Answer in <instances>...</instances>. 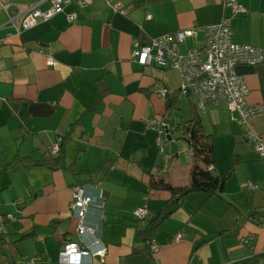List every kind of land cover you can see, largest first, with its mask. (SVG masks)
Segmentation results:
<instances>
[{
    "label": "crops",
    "instance_id": "crops-1",
    "mask_svg": "<svg viewBox=\"0 0 264 264\" xmlns=\"http://www.w3.org/2000/svg\"><path fill=\"white\" fill-rule=\"evenodd\" d=\"M121 1L126 15L97 0L78 10L72 23L60 14L17 34L8 25L4 3L13 16L37 4L42 10L49 5L45 0H0V238L17 242L16 263L38 257L37 264H59L69 238L79 243L72 189L86 185L94 198L99 191L105 198L102 208L94 205L88 214L107 245L106 257L93 264H264V156L247 143L240 115L232 114L226 102L200 110L195 96L179 97L169 111L156 88L177 91L180 74L141 66L131 55L135 43L190 28L198 37L180 50L201 48L206 28L220 24L229 9L222 0ZM235 1L247 12L231 18L233 41L264 49V0ZM235 70L250 90L247 105H264V67ZM99 94L101 101L90 111ZM194 108L205 134L213 138L215 172L232 170L233 175L222 197L191 193L153 232L159 250L152 255L139 234L171 195L152 190L151 179L190 186L196 159L175 129L191 120ZM155 117L170 127L162 151V136L149 126ZM249 124L264 139V114ZM59 138L63 166L40 165L54 160L49 148ZM18 158L39 165L7 167ZM249 182L257 189L247 188ZM144 207L152 219L134 215ZM9 215L14 220L4 224ZM178 235L181 239L175 241ZM249 235L256 237L254 249L242 244ZM8 253V247L0 251V264H9Z\"/></svg>",
    "mask_w": 264,
    "mask_h": 264
},
{
    "label": "built area",
    "instance_id": "built-area-1",
    "mask_svg": "<svg viewBox=\"0 0 264 264\" xmlns=\"http://www.w3.org/2000/svg\"><path fill=\"white\" fill-rule=\"evenodd\" d=\"M97 0H45L49 5L47 10H42L40 4L31 6L26 12L10 15L11 6L3 4V10L9 15L8 25L17 34L35 28L39 23L50 21L53 17L65 14L69 22H74L78 17V10H83ZM107 7L115 14L126 15L127 9L121 0H104ZM224 8L229 9V16L225 17L218 25L206 28L204 44L201 48H190L185 53L180 47L189 39L198 37L194 28L168 33L158 38H152L147 44L135 43L132 50V58L141 66H154L161 70H175L180 74L181 85L177 91L165 86L157 85L156 93L163 99L173 96H195L198 100V109L205 110L207 105L218 106L226 102L232 114H239V124L245 129L244 135L249 145L264 156V139L249 127V120L259 114H264V105L248 106L246 99L249 96V88L245 78L237 74L238 66H263L264 49L250 45L238 44L233 41L230 26L231 18L247 10L235 0H222ZM74 6L75 10L67 12V8ZM48 64L53 63L48 58ZM149 126L158 132L160 136L158 145L163 150L164 142L170 135L169 125L162 118H153ZM62 139L50 146L49 152L57 157L60 154ZM249 189H257V186L249 182ZM90 187L77 186L72 189L73 204L72 213L79 221L77 234L79 243L69 238L59 254V264H93L95 258H105L107 245L101 237V229L98 225L89 224L88 214L95 205L102 208L105 198L101 191L97 198L90 193ZM134 215L139 219H152L153 213L147 207L139 208ZM104 216H102V220ZM14 220L12 215L7 216L3 222ZM259 224L261 218H252ZM178 235L175 241H179ZM256 237L249 235L242 239V244L254 249ZM159 250L155 240L149 242V251L153 255ZM37 257L24 259L19 264H36Z\"/></svg>",
    "mask_w": 264,
    "mask_h": 264
},
{
    "label": "trees",
    "instance_id": "trees-1",
    "mask_svg": "<svg viewBox=\"0 0 264 264\" xmlns=\"http://www.w3.org/2000/svg\"><path fill=\"white\" fill-rule=\"evenodd\" d=\"M180 96L167 99V108L169 111L175 108L177 105V99ZM102 99V94H99L94 106L90 111H94ZM176 133L179 135V140H184L188 143L191 150H193L196 164L191 170V184L190 186L178 188L173 187L164 181H156L154 178L151 179L150 187L155 191H165L171 195V198L165 203L164 209L161 214L154 220H150L148 227L145 231L140 232L139 236L143 241L150 242L152 239L153 232L158 226H160L166 219L173 215L181 207L183 201L194 192H204L210 196L222 197L225 193L227 182L232 177V170H228L224 173H216L214 170L215 161L213 160V138L210 135H206L196 109H193V116L188 122H181L176 127ZM64 149L63 143L61 145L60 154L54 158V160L42 163L40 165L52 166L54 170H58L63 166L64 163ZM197 161H201L206 168H201ZM16 165H23L24 167L38 166L37 162L30 158H18L8 164L7 167L14 168ZM6 222H4L5 224ZM26 237H30L26 236ZM17 242L6 243L4 239L0 238V251L4 253V248H9L10 261L9 264H19L15 262L14 258L18 255V249L16 247ZM63 249V248H62ZM146 250H142L143 253ZM33 258V257H32ZM38 258V257H37ZM29 259V258H28ZM39 259V258H38ZM39 261V260H38ZM37 261V262H38ZM37 264V263H36Z\"/></svg>",
    "mask_w": 264,
    "mask_h": 264
},
{
    "label": "rangeland",
    "instance_id": "rangeland-1",
    "mask_svg": "<svg viewBox=\"0 0 264 264\" xmlns=\"http://www.w3.org/2000/svg\"><path fill=\"white\" fill-rule=\"evenodd\" d=\"M185 99H187L186 97H183V100H185ZM193 100V99H192ZM182 101V100H181ZM176 135H178V134H176ZM179 136V135H178ZM177 141H179V140H177Z\"/></svg>",
    "mask_w": 264,
    "mask_h": 264
}]
</instances>
